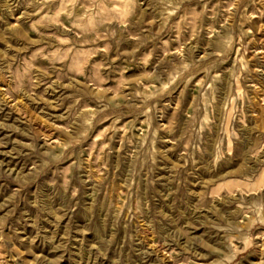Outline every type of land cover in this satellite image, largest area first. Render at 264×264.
I'll return each mask as SVG.
<instances>
[{"label":"rangeland","instance_id":"1","mask_svg":"<svg viewBox=\"0 0 264 264\" xmlns=\"http://www.w3.org/2000/svg\"><path fill=\"white\" fill-rule=\"evenodd\" d=\"M0 264H264V0H0Z\"/></svg>","mask_w":264,"mask_h":264},{"label":"bare ground","instance_id":"2","mask_svg":"<svg viewBox=\"0 0 264 264\" xmlns=\"http://www.w3.org/2000/svg\"><path fill=\"white\" fill-rule=\"evenodd\" d=\"M244 186V185H243ZM249 189V188H248Z\"/></svg>","mask_w":264,"mask_h":264}]
</instances>
